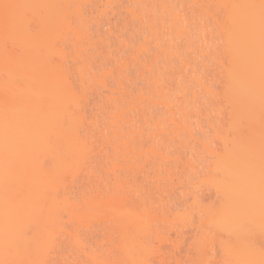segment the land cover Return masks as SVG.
<instances>
[{"label":"bare ground","instance_id":"1","mask_svg":"<svg viewBox=\"0 0 264 264\" xmlns=\"http://www.w3.org/2000/svg\"><path fill=\"white\" fill-rule=\"evenodd\" d=\"M80 1L0 0V264H69L60 252L65 242L75 252L72 264H114L115 229L127 264H145L153 252L146 243L158 221L152 209L115 197L113 183L110 191L101 183L77 197L71 191L81 173L98 180L87 165L98 125L83 112L91 76L77 62L85 40ZM180 7L170 15L183 50H164L179 77L172 91L156 88L155 103L167 110L209 106L223 118L200 181L214 201L195 200L190 216L203 229L200 241L217 246L221 264H264V0H181ZM68 41L80 43L70 47L73 57ZM66 55L79 58L72 70L81 88L63 65ZM210 69L215 88L205 79ZM107 73L101 72L108 80ZM104 78L96 82L103 86ZM106 118L111 144L114 104ZM189 220L181 212L172 222ZM99 223H107L106 237L90 245L84 234Z\"/></svg>","mask_w":264,"mask_h":264},{"label":"rangeland","instance_id":"2","mask_svg":"<svg viewBox=\"0 0 264 264\" xmlns=\"http://www.w3.org/2000/svg\"><path fill=\"white\" fill-rule=\"evenodd\" d=\"M82 1L79 3L82 18L79 22H83L85 40L81 45L74 41L66 43L68 49L73 43L82 48L81 61L77 62L86 66L82 67L88 70L86 75L89 71L93 73V76L88 73L91 77L85 75L90 78L86 86L85 83L81 85L85 86L83 112L87 119H96L98 131L105 135L98 131L89 133L94 139L95 154L87 165L98 180L81 173L72 183L73 196H79L81 191L91 193L90 188L94 189L96 184L108 186L107 190L114 184L115 197L126 196L127 203L132 199V203L140 201L152 209L158 219L154 223L158 232L154 229L153 235L146 238L153 252L146 257L145 264H221L217 246L200 241L203 229L198 226L199 231L197 228L196 214L193 215L195 217L190 214L195 200L202 204L214 201L211 190L208 191L200 181H203L202 177L206 176L211 163L207 149L219 145L214 140V130L223 120L222 115L219 116L218 111L209 106L167 110L155 103L154 91L159 88L172 91L173 78L180 71L175 58L171 59L166 52L164 54V50L170 48L169 45H175L179 53L183 50L170 15L175 9H181V0H85L81 7ZM186 7L181 9L183 15L190 14ZM67 46H64L65 51ZM169 48L167 51L171 52ZM72 49L67 50L72 56L66 51L70 57L74 54ZM172 49L175 51L174 47ZM71 59L64 61H70V64L67 62L69 65L73 63L72 67L63 63L67 66L64 65L65 69H75V65L79 64H74L79 58H73V62ZM211 70L205 73V79L215 88L217 76ZM102 71L111 73H107L110 76L105 75L108 80L103 77ZM76 74L73 71L70 79L77 89L82 83L78 79L75 81ZM100 76L106 82L102 83L104 87L97 83ZM92 77H96L97 82L94 79L90 81ZM108 90H114V94L113 91L108 94ZM111 94L115 98L114 103L108 96ZM113 104L114 153L111 148L113 142L110 141L112 145L107 142L111 139L112 129L106 118ZM98 133L105 137L101 135L103 138H97ZM109 157L114 160V174L111 169L109 171ZM181 212L189 214L190 224L172 222L174 215ZM107 227V223H99L84 237L90 245H94L105 239ZM115 231L118 234L115 229L114 264H127L119 252ZM60 252L67 257L69 264L73 263L75 252L66 242L60 245Z\"/></svg>","mask_w":264,"mask_h":264}]
</instances>
